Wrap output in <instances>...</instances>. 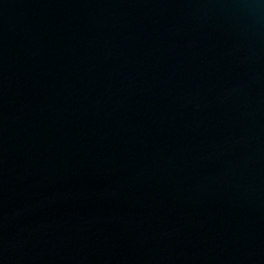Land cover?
I'll use <instances>...</instances> for the list:
<instances>
[{
    "label": "water",
    "instance_id": "water-1",
    "mask_svg": "<svg viewBox=\"0 0 264 264\" xmlns=\"http://www.w3.org/2000/svg\"><path fill=\"white\" fill-rule=\"evenodd\" d=\"M0 264H264V0H0Z\"/></svg>",
    "mask_w": 264,
    "mask_h": 264
}]
</instances>
